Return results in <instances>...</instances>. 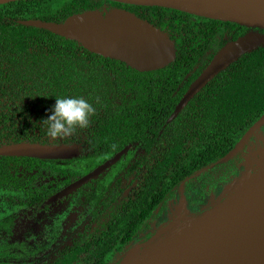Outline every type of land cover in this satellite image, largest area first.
I'll list each match as a JSON object with an SVG mask.
<instances>
[{
    "label": "trees",
    "instance_id": "obj_1",
    "mask_svg": "<svg viewBox=\"0 0 264 264\" xmlns=\"http://www.w3.org/2000/svg\"><path fill=\"white\" fill-rule=\"evenodd\" d=\"M115 8L166 33L175 58L142 71L76 38L23 22H63L75 13L107 15ZM247 32L264 36L261 27L161 5L116 0L0 3V146L30 141L78 145L81 150L72 159L0 155V198L23 209L35 206L32 224L40 226L54 213L45 203L51 194L132 145L117 164L78 191L93 206L89 222L37 264H120L137 240L152 236L182 183L206 196L235 178L255 136L235 156L221 159L264 114V40L173 114L217 51ZM63 95L84 96L96 111L86 129L52 138L41 118L49 114L55 96ZM17 216L14 211L1 217L0 233L15 236Z\"/></svg>",
    "mask_w": 264,
    "mask_h": 264
},
{
    "label": "water",
    "instance_id": "obj_2",
    "mask_svg": "<svg viewBox=\"0 0 264 264\" xmlns=\"http://www.w3.org/2000/svg\"><path fill=\"white\" fill-rule=\"evenodd\" d=\"M8 1L12 0H0V3ZM116 1L142 5L168 6L210 18L231 20L249 26L264 28V0ZM23 22L29 25L47 27L59 34L76 38L89 49L104 55L119 58L142 71L163 67L165 64L172 61L176 55L173 42L166 33L153 27L147 21L126 9L115 8L107 15H103L97 10H87L72 14L63 22L44 21L41 19H25ZM263 40L264 36L262 34L247 32L244 35L225 43L205 66L202 72L192 81L189 88L177 104L173 116L179 113L188 104L189 100L207 85L219 72L227 68L233 61L257 46ZM263 124L264 114L250 127L236 146L221 160L226 161L235 156L244 147L248 138L251 135H256L257 130ZM130 147L131 145L125 146L115 155L96 166L93 170L59 190L51 196L48 201L61 199L76 191L90 180L98 177L113 164L117 163L120 158L128 152ZM79 153L80 150L78 146H70L67 144H45L20 141L0 146V155L31 156L45 159L71 158L78 156ZM183 186L184 183L181 184L180 188ZM228 198L215 205L209 211L207 210L206 212L191 218L183 225L200 219L210 212L215 211L227 201ZM261 206H264V202L258 206V211L257 209L250 211V220H254L252 216L256 212L260 221H264V211L260 209ZM250 209V206H247L244 212L246 213ZM233 225L235 228L239 229V224L237 222H233L231 227H233ZM176 231H174L167 239H169ZM217 238L219 237L217 236ZM240 242L241 241L237 239L238 246L242 245ZM217 243H220L218 244L219 246H225L221 252L218 253L219 256L221 255V258L224 255L229 259H235L236 257L235 264H264V240L261 241L257 251H249L243 257L238 255V251H233V249L224 245L221 240L217 239ZM122 262L120 264H124ZM219 264H225V262L220 261Z\"/></svg>",
    "mask_w": 264,
    "mask_h": 264
},
{
    "label": "rangeland",
    "instance_id": "obj_3",
    "mask_svg": "<svg viewBox=\"0 0 264 264\" xmlns=\"http://www.w3.org/2000/svg\"><path fill=\"white\" fill-rule=\"evenodd\" d=\"M253 136L256 140L235 178L206 196H200L199 191L194 187L189 190L184 189V186L180 188L170 208L155 222L151 229L152 236H142L137 240L129 248L122 263L144 255L151 248L163 243L180 226L228 198L235 189L247 183L257 171L264 167V124ZM118 170L117 167L114 172ZM83 201H87L85 196L82 200L80 199L81 203H75L74 200L68 210L59 217L63 220L62 227L57 230L54 227L57 219L54 220L51 229H48L41 238L20 239L0 235V264H35L45 258L60 242L67 240L79 224L89 218L91 206ZM10 208L11 204L7 200L0 201V217L10 212ZM260 209L264 211V206ZM56 231L59 233L56 234Z\"/></svg>",
    "mask_w": 264,
    "mask_h": 264
},
{
    "label": "bare ground",
    "instance_id": "obj_4",
    "mask_svg": "<svg viewBox=\"0 0 264 264\" xmlns=\"http://www.w3.org/2000/svg\"><path fill=\"white\" fill-rule=\"evenodd\" d=\"M263 202L264 167L235 189L218 209L183 225L159 247L124 264H219L220 261L235 264L236 257L218 255L225 246H219L217 239L238 251L241 257L249 251H257L264 240V221H260L256 212L252 216L254 220H250L249 214L258 211ZM247 206L251 209L245 213ZM233 222L239 224V229L231 227Z\"/></svg>",
    "mask_w": 264,
    "mask_h": 264
},
{
    "label": "flooded vegetation",
    "instance_id": "obj_5",
    "mask_svg": "<svg viewBox=\"0 0 264 264\" xmlns=\"http://www.w3.org/2000/svg\"><path fill=\"white\" fill-rule=\"evenodd\" d=\"M20 142V141H19ZM30 142V141H29ZM13 143V142H12ZM8 144V143H7ZM128 145H131V144H128ZM71 146V145H70ZM78 146V145H77ZM127 146V145H126ZM79 147V146H78ZM131 147H132V145H131ZM131 147H130V149H131ZM129 149V150H130ZM79 150H80V147H79ZM128 150V151H129ZM81 151V150H80ZM120 151V150H119ZM117 153V152H116ZM127 153H125L123 156H125ZM79 155H80V153H79ZM78 155V156H79ZM115 155V154H114ZM6 156H19V155H6ZM78 156H75V157H71V158H56V159H72V158H78ZM123 156L120 158V160L123 158ZM31 157V156H30ZM112 157V156H111ZM38 158V157H37ZM110 158V157H109ZM42 159H45V158H42ZM107 160V159H106ZM105 160V161H106ZM119 160V161H120ZM118 161V162H119ZM117 162V163H118ZM103 163V162H102ZM117 163H115V164H117ZM115 164H113V165H115ZM112 165V166H113ZM98 166V165H97ZM111 166V167H112ZM111 167H109L108 169H110ZM94 169V168H93ZM92 169V170H93ZM107 169V170H108ZM106 170V171H107ZM114 170L115 169H113L112 170V172H114ZM91 171V170H90ZM89 171V172H90ZM106 171H104L103 173H105ZM88 173V172H87ZM102 173V174H103ZM85 175V174H84ZM101 175V174H100ZM99 175V176H100ZM83 176V175H82ZM98 176V177H99ZM81 177V176H80ZM80 177H78V178H80ZM77 178V179H78ZM97 178V177H96ZM77 179H75V180H77ZM95 179V178H94ZM75 180H73V181H75ZM93 180V179H92ZM73 181H71V182H73ZM91 181V180H90ZM89 181V182H90ZM70 182V183H71ZM70 183H68V184H70ZM88 183V182H87ZM86 183V184H87ZM68 184H66L65 186H67ZM85 185V184H84ZM83 185V186H84ZM65 186H63V187H61V188H59L58 190H56L53 194H51L46 200H45V203L46 204H49V205H51L52 207H54V213L52 214V215H50L48 218H46V219H44L43 221H41V223H40V226H34L35 224L33 223L32 224V216H33V210L35 209V206H29L28 208H26V209H23L20 205H18V203L17 204H12V203H10V201H9V199H8V197H1L0 198V201H3L4 199L5 200H7L10 204H11V208H10V212H8V213H6V214H9V213H11V212H14V211H16L17 213H18V216L16 217V219H15V221H14V224H15V229H16V231H17V234L15 235V236H11V235H5V234H3V233H0V235H4V236H10V237H12V238H20V239H31V238H41L42 236H44L45 235V233H47V231H48V229H51V226H52V222L54 221V220H56L57 219V221H56V223H55V225H54V227L57 229V230H59L61 227H62V219L60 218L59 219V217H60V215L64 212H66L67 210H68V208L71 206V204L74 202V200H75V203H81V202H79L80 201V193L78 192L83 186H81L80 188H78L76 191H74V192H72L71 194H69V195H67V196H65V197H63V198H61V199H58V200H56V201H48L49 200V198L51 197V196H53L55 193H57L59 190H61L62 188H64ZM76 192H78V194H76V196L74 197V198H72V199H70L69 201L67 200V201H64V199H66V198H68L70 195H72V194H74V193H76ZM84 195V194H83ZM84 196H86V195H84ZM83 196V197H84ZM82 197V198H83ZM82 198H81V200H82ZM86 200H87V197H86ZM78 201V202H77ZM60 202H61V204H60ZM83 202H87L90 206H91V209H90V216H89V218L85 221V222H82L81 224H79L77 227H76V229L74 230V232L70 235V236H68V239L67 240H65V241H63V242H60L58 245H57V247H55L54 249H52L48 254H47V256L45 257V258H43V259H41V260H39V261H37L35 264H37V263H39L40 261H42V260H45V259H47V257H48V255L49 254H51L53 251H55V250H57L59 247H61V246H63V245H65L74 235H75V233L79 230V228H80V226H83V225H85L87 222H89V220L91 219V217H92V208H93V206H92V204H91V201H89V200H87V201H83ZM6 214H4V215H6ZM3 215V216H4ZM2 216V217H3ZM1 218V217H0ZM59 233V231H56V234H58Z\"/></svg>",
    "mask_w": 264,
    "mask_h": 264
},
{
    "label": "clouds",
    "instance_id": "obj_6",
    "mask_svg": "<svg viewBox=\"0 0 264 264\" xmlns=\"http://www.w3.org/2000/svg\"><path fill=\"white\" fill-rule=\"evenodd\" d=\"M95 111L94 104L84 96H55L49 114L41 118L42 126L52 138L68 136L77 129H86Z\"/></svg>",
    "mask_w": 264,
    "mask_h": 264
}]
</instances>
